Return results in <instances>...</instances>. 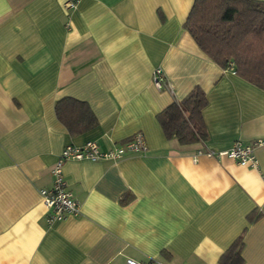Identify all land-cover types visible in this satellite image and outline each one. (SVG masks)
Wrapping results in <instances>:
<instances>
[{
  "label": "crops",
  "instance_id": "0c3cea01",
  "mask_svg": "<svg viewBox=\"0 0 264 264\" xmlns=\"http://www.w3.org/2000/svg\"><path fill=\"white\" fill-rule=\"evenodd\" d=\"M193 1L79 0L67 13L63 0H0V264H216L240 235L242 264H264V142L256 167L218 154L264 141V89L198 46L183 27ZM156 67L172 91L154 86ZM195 86L207 137L181 144L157 116ZM64 97L95 124L71 132L54 111ZM137 131L145 152L65 161L79 212L47 223L39 190L62 148Z\"/></svg>",
  "mask_w": 264,
  "mask_h": 264
},
{
  "label": "trees",
  "instance_id": "16d2710c",
  "mask_svg": "<svg viewBox=\"0 0 264 264\" xmlns=\"http://www.w3.org/2000/svg\"><path fill=\"white\" fill-rule=\"evenodd\" d=\"M183 27L221 67L232 64L234 73L264 89V0H194ZM206 103L204 91L195 86L180 101L167 105L157 116L165 136L181 144L204 140ZM54 111L71 132L95 124L86 103L72 97L57 100ZM241 238L233 241L216 264H242Z\"/></svg>",
  "mask_w": 264,
  "mask_h": 264
},
{
  "label": "built area",
  "instance_id": "2783aa9c",
  "mask_svg": "<svg viewBox=\"0 0 264 264\" xmlns=\"http://www.w3.org/2000/svg\"><path fill=\"white\" fill-rule=\"evenodd\" d=\"M79 0H63V7L67 13L75 10ZM232 67V64L229 65ZM152 82L157 89L165 88L172 91V86L161 70L156 67L152 71ZM261 139H256L252 142H243L235 140L230 148L223 152H218L219 155L225 154L236 160L239 164L250 165L256 167L257 159L254 154V147L260 145ZM147 150V144L142 132L137 131L132 134L121 144L112 146L106 150H100L95 141H87L82 145H65L59 153L55 163L51 168L52 185L49 188H41L39 190L42 201L46 207V221L51 223L56 220L64 219L67 214H76L79 212V202L67 188L66 181L63 176V165L68 159H111L118 160L126 153H142ZM202 151L198 150L197 153ZM206 154L212 155V150L205 151ZM126 264H144L133 258H126ZM153 264H165L160 261H155Z\"/></svg>",
  "mask_w": 264,
  "mask_h": 264
}]
</instances>
